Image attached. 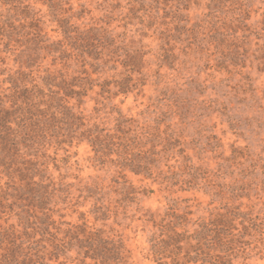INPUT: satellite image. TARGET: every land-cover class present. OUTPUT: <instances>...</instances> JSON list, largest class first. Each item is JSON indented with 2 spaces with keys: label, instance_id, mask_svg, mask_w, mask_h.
<instances>
[{
  "label": "rangeland",
  "instance_id": "obj_1",
  "mask_svg": "<svg viewBox=\"0 0 264 264\" xmlns=\"http://www.w3.org/2000/svg\"><path fill=\"white\" fill-rule=\"evenodd\" d=\"M29 1L46 14L51 37L59 38L49 2ZM144 1L143 10L132 0H64L59 8V13L68 10L60 15L75 14L73 22L108 27L146 52L145 85L116 97L90 94L80 110L108 132L119 134L125 124L128 135L144 134L146 168L140 173L125 168L124 173L147 192L135 193L133 200L114 192L118 168L110 160L102 162L83 141L70 151L72 163L78 164L69 169L74 174L68 181L75 185L69 203L61 205L67 206L65 219H88L121 236L136 264H158L151 242L156 228L144 213L160 218L174 209L197 226L225 205L240 206L258 226L245 237L234 262L264 264V72L256 60L263 42L258 36L264 35V0H222L217 17L208 15L211 0H196L181 10L176 5L156 10L152 0ZM131 6L139 9L132 12ZM81 9L84 16L77 18ZM122 70L119 64L117 71ZM113 158L119 155L114 152ZM86 183L102 186L100 201L83 187ZM101 202L110 207L106 219L97 211ZM69 255L68 264H84L76 246Z\"/></svg>",
  "mask_w": 264,
  "mask_h": 264
},
{
  "label": "trees",
  "instance_id": "obj_2",
  "mask_svg": "<svg viewBox=\"0 0 264 264\" xmlns=\"http://www.w3.org/2000/svg\"><path fill=\"white\" fill-rule=\"evenodd\" d=\"M211 1L208 15L217 17L222 0ZM47 2L59 24V30L54 29L60 32L57 39L47 30L46 14L29 0H0V264H68L74 246L84 254V264H136L121 236L91 225L88 219L66 220L62 210L67 206L61 205L69 203L75 185L68 181L74 174L69 169L78 164L71 161V148L83 141L93 146L102 162L110 160L118 168L114 192L132 200L135 193L147 192L124 173L125 168L136 173L146 168L144 134L128 135L125 124L119 134L108 132L80 110L90 94L116 97L145 85L146 52L118 39L108 27L84 26L72 21L75 14L60 15L68 12L59 13L64 0ZM132 2L146 9L144 0ZM191 3L196 0H152L151 8L176 5L181 10ZM134 8L132 12L139 9ZM84 11L76 13L77 18ZM258 38L263 42L256 49L257 68L264 72V35ZM60 150L66 155L61 156ZM114 152L119 158L110 159ZM83 187L97 201L103 197L99 183ZM223 208L197 226L174 209L160 218L144 213L156 228L151 236L154 260L235 264L245 237L258 225L240 206ZM97 211L106 219L110 207L101 202ZM81 214L83 218L85 213ZM88 258L94 262L87 263Z\"/></svg>",
  "mask_w": 264,
  "mask_h": 264
}]
</instances>
